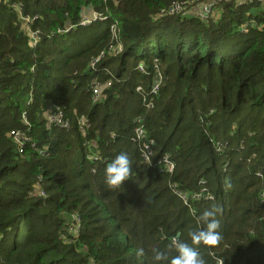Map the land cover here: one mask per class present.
<instances>
[{"label": "trees", "instance_id": "obj_1", "mask_svg": "<svg viewBox=\"0 0 264 264\" xmlns=\"http://www.w3.org/2000/svg\"><path fill=\"white\" fill-rule=\"evenodd\" d=\"M172 1L187 0H0V264H170L178 232L204 264H264V0H221L218 18L159 17ZM83 11L108 18L58 31ZM114 23L123 49L91 69L117 44ZM156 71L161 81L150 94ZM95 81H110L97 100ZM53 107L68 128L47 124ZM139 115L155 157L175 162L171 175L145 164L130 140ZM12 129L35 146L18 152ZM94 152L100 159L91 161ZM121 152L129 179L110 187L105 168ZM39 177L44 196L33 194ZM171 181L190 195L189 207ZM202 185L212 199L191 197ZM206 209L220 224L214 245L191 238ZM75 216L78 232L70 230ZM154 250L166 259L155 261Z\"/></svg>", "mask_w": 264, "mask_h": 264}, {"label": "built area", "instance_id": "obj_2", "mask_svg": "<svg viewBox=\"0 0 264 264\" xmlns=\"http://www.w3.org/2000/svg\"><path fill=\"white\" fill-rule=\"evenodd\" d=\"M207 0H187V1H172L167 8H162L159 11L158 16L162 17L163 15H169V14H176V13H186V12H193L195 15L201 17V18H208L211 16V8L209 5L206 4ZM246 2H250L252 0H245ZM14 9L18 12L20 15L21 12V4H14ZM21 18L25 21H29L28 16H21ZM108 18V15L90 11L89 13H83L81 14L79 21L76 24L66 26L62 30H58L59 32H67L77 26H86L88 24H91L92 22H95L96 20L104 21ZM241 29L246 32V24H242ZM37 30H33L30 33V38L33 40V42L37 38ZM110 35L115 40V43L117 44H109L106 51L101 50L99 54L92 58L89 63V67L91 69H94L96 63L105 55L106 52H111L114 54H118L122 51L123 46L119 42L118 34L116 32V23L112 24L110 26ZM139 70H143V67L141 65L138 66ZM159 75L158 80L155 82L153 86H151L150 94H156L158 91L159 83L161 81L160 73L156 71V77ZM110 85V81L103 84L100 81H95L91 87L92 92V98L97 100L101 96V92L104 89L105 86ZM140 87H137V90H139ZM147 107L152 108L153 104L151 102L147 103ZM54 110L51 111L46 115V122L49 125H55L61 128H68L69 122L64 116V112L60 107H53ZM22 119L23 123L27 128H29V123L26 119L25 112L22 113ZM79 123V129L82 132H85L86 129L89 128L90 122L88 121L87 117L84 115H81L78 120ZM9 135L12 137L14 142L17 145V151L22 153L26 145L30 144L31 146H35V143L31 140L30 136L26 134L25 130L22 129H12L9 131ZM130 140L137 144L140 149V157L142 161L145 164H148L149 166H156L159 171L166 172L169 175H171L175 169V162L172 160L171 156L168 153L162 154L160 156L155 157V151H154V141L147 135L144 125V118L142 115L138 116L134 120V128H133V134L130 137ZM87 146L90 147V142H86ZM92 145V143H91ZM216 150H220V143H215ZM40 153H44L46 151L45 148L38 149ZM89 159L91 160H98L100 159L99 155L95 152L94 155L90 156ZM94 171V170H93ZM256 175L259 177L262 175L261 172H257ZM205 181L202 180L200 183H204ZM40 177L37 180L36 188L33 192L34 195H42L44 196V191L40 189ZM171 189L175 192V194L184 200H188L189 197L187 196V192L182 191L178 188L176 183H170ZM192 198L195 199H212L213 195L207 190V188L202 185L200 189L191 195ZM259 198L261 200V203L263 205V212H264V192H260ZM76 224L74 226L70 227V230L73 232H78L80 228L79 224V218L75 216ZM175 238H173V241ZM222 258H216L217 264H222Z\"/></svg>", "mask_w": 264, "mask_h": 264}, {"label": "clouds", "instance_id": "obj_3", "mask_svg": "<svg viewBox=\"0 0 264 264\" xmlns=\"http://www.w3.org/2000/svg\"><path fill=\"white\" fill-rule=\"evenodd\" d=\"M130 160L127 153L121 152L115 156L106 165L105 168V181L110 187H118L123 182L129 179L130 175ZM215 209H206L200 216V221L203 227L191 234L194 242H203L205 244H216L220 239V233L217 231L220 227L219 221L215 218ZM173 241V239H172ZM173 246L176 249L177 255L174 256L170 264H204L203 259L200 257L196 248L190 244L181 241L178 237L173 241ZM138 257L144 255L143 248L136 249ZM153 259L157 262L166 259V254L159 250H154Z\"/></svg>", "mask_w": 264, "mask_h": 264}, {"label": "crops", "instance_id": "obj_4", "mask_svg": "<svg viewBox=\"0 0 264 264\" xmlns=\"http://www.w3.org/2000/svg\"><path fill=\"white\" fill-rule=\"evenodd\" d=\"M220 1L221 0H207L206 1V4L209 5L211 8V16H213L215 18H218L222 12V5H221L222 1L221 2ZM223 1H230V0H223ZM233 1L235 2L236 5H242V4L248 3L245 0H233ZM109 32H110V30H109ZM94 154H95V152L90 153L89 157L94 155ZM89 160H91V159H89ZM91 161H94V160H91Z\"/></svg>", "mask_w": 264, "mask_h": 264}, {"label": "rangeland", "instance_id": "obj_5", "mask_svg": "<svg viewBox=\"0 0 264 264\" xmlns=\"http://www.w3.org/2000/svg\"><path fill=\"white\" fill-rule=\"evenodd\" d=\"M90 12V11H89ZM89 12H86V11H83V13H89ZM105 15H107V14H105ZM206 130V127H204V131ZM211 142H212V144H213V147L215 148V145H214V140H212L211 139ZM216 143V142H215ZM140 150V149H139ZM215 150H216V148H215ZM217 151V150H216ZM94 169H92V171H93ZM200 181H202V180H200ZM170 183H173L172 181L171 182H169V184H168V187H169V189L171 190V192L174 194V195H176L175 194V192L171 189V185H170ZM200 183V182H199ZM206 187V186H205ZM207 188V187H206ZM208 190V189H207ZM177 196V195H176ZM187 196L189 197L190 195H188L187 194ZM178 198H180L182 201H183V203L186 205V206H190V203H189V199L188 200H184L183 198H181V197H179V196H177ZM200 199V198H199ZM198 200V199H197ZM217 258H220V257H217ZM223 260V259H222Z\"/></svg>", "mask_w": 264, "mask_h": 264}, {"label": "water", "instance_id": "obj_6", "mask_svg": "<svg viewBox=\"0 0 264 264\" xmlns=\"http://www.w3.org/2000/svg\"><path fill=\"white\" fill-rule=\"evenodd\" d=\"M179 234H180V233L178 232V233H177V237L179 236Z\"/></svg>", "mask_w": 264, "mask_h": 264}]
</instances>
